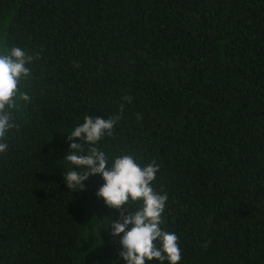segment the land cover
<instances>
[{
  "label": "trees",
  "instance_id": "trees-1",
  "mask_svg": "<svg viewBox=\"0 0 264 264\" xmlns=\"http://www.w3.org/2000/svg\"><path fill=\"white\" fill-rule=\"evenodd\" d=\"M14 46L37 58L0 154V264H126L101 177L63 183L67 135L117 114L97 146L160 166L179 264H264V0H0Z\"/></svg>",
  "mask_w": 264,
  "mask_h": 264
},
{
  "label": "clouds",
  "instance_id": "clouds-1",
  "mask_svg": "<svg viewBox=\"0 0 264 264\" xmlns=\"http://www.w3.org/2000/svg\"><path fill=\"white\" fill-rule=\"evenodd\" d=\"M36 58L15 46L0 54V154L9 148V133L19 127L18 112L31 102L21 85L31 78L28 65ZM122 99L131 103L132 98L125 95ZM120 110L123 111V104ZM120 118L119 114L110 118L86 115L83 123L67 135L70 143L63 160L69 167L63 183L70 192L83 191L84 181L90 176L101 177L104 183L95 195L105 206L120 212L115 222L110 218L108 228L114 240L120 237L119 259L126 264L154 260L179 264L182 253L178 237L161 227L168 196L153 186L160 166L153 160L142 167L131 154L114 157L110 162L108 154L97 146L99 141L113 136Z\"/></svg>",
  "mask_w": 264,
  "mask_h": 264
}]
</instances>
